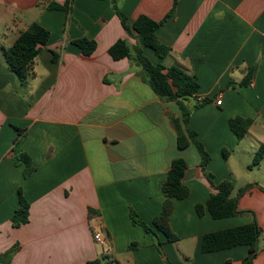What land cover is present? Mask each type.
I'll return each mask as SVG.
<instances>
[{"label":"crops","instance_id":"obj_1","mask_svg":"<svg viewBox=\"0 0 264 264\" xmlns=\"http://www.w3.org/2000/svg\"><path fill=\"white\" fill-rule=\"evenodd\" d=\"M116 1L130 24L140 15L161 21L175 2ZM51 2L67 0H0V253L19 247L10 264H243L249 246L202 253V238L255 220L262 233L253 264H264V157L251 167L264 146V0H178L157 32L171 47L164 65L181 67L200 86L188 105L207 100L193 112L190 127L211 156L207 171L215 183L235 186L241 213L223 219L196 213V204H206L216 191L195 145L178 147L177 101L160 98L136 65L109 54L119 39L135 43L112 2L73 0L70 13L48 9ZM33 22L50 39L23 84L2 48L12 47ZM84 37L97 43L90 56L74 44ZM144 53L158 63L153 49ZM236 117L253 120L241 139L229 125ZM18 153L30 157L29 175L15 162ZM176 159L188 165L183 182L190 194L174 200L170 224L179 241L158 231L163 257L130 213L152 225L163 211L162 186ZM21 194L30 205L29 221L16 228L11 219Z\"/></svg>","mask_w":264,"mask_h":264},{"label":"trees","instance_id":"obj_2","mask_svg":"<svg viewBox=\"0 0 264 264\" xmlns=\"http://www.w3.org/2000/svg\"><path fill=\"white\" fill-rule=\"evenodd\" d=\"M112 6L121 20V23L127 34L135 39V43L131 44L127 39H119L110 48L109 54L114 60L128 59L131 63L140 69L143 80L150 85L155 93L166 101H177L181 110V119H174L173 124L177 131V144L180 149H185L189 145L194 144L201 156L202 170L210 182L216 193L212 194L206 204L198 203L195 206L196 213L199 217H203L206 211L210 213L213 219H223L236 216L241 212L238 209V199L233 197L235 189L234 184L225 180L220 184L214 181V175L207 171L211 156L203 144L198 140L197 133L190 127V118L193 112L202 104L207 102L204 100L193 107L189 106L187 101L196 97L200 89L199 84L193 75H190L179 66H171L167 68L164 65L165 59L171 52V47L160 43L157 37L158 30L167 22L174 11L178 0H175L173 9L161 21H155L146 15H140L130 24V19L125 15L116 0H110ZM73 0H67L64 5L55 2L49 3L48 9L63 10L70 13ZM50 39V32L37 22L30 24L23 30L10 48H2L3 58L9 69L16 74L19 80L25 84L31 76L34 75V67L36 58ZM84 55L90 56L97 49V43L88 38H81L74 42ZM151 48L158 57V63L153 64L145 55L144 49ZM58 59V54L54 52V60ZM253 70H249L248 78L251 77ZM253 124L252 119H244L236 117L230 120L229 125L234 134L239 138H243ZM22 129L18 128V143L15 151L20 152L19 146L22 141ZM224 156H228V152L224 151ZM264 157V146L256 153L251 167L256 166ZM17 164H25V175H29L34 171V166L30 157L26 154L18 153L15 157ZM188 168L187 163L183 159L173 161L170 170L167 173V179L162 186L165 195V201L162 213L156 217L152 225L146 223L135 210H131L130 217L134 225L141 226L144 231L153 239L154 245L161 254L165 256L162 241L158 236V231L162 232L167 240L171 243L179 241V236L173 231L170 219L174 210V200L186 199L189 194V188L184 184L183 179ZM29 203L21 194L20 206L12 216V224L18 228L29 221ZM94 211L90 209V214ZM262 230L257 222L253 220L250 224L228 228L220 231L206 233L202 238V253H211L221 250L230 249L239 245L249 246V254L244 259L243 264H253L259 253V237ZM135 243L130 246L135 247ZM19 247L14 246L4 253H0V264H10L13 256ZM167 264L170 262L165 259ZM88 264H103L100 259L88 262Z\"/></svg>","mask_w":264,"mask_h":264},{"label":"built area","instance_id":"obj_3","mask_svg":"<svg viewBox=\"0 0 264 264\" xmlns=\"http://www.w3.org/2000/svg\"><path fill=\"white\" fill-rule=\"evenodd\" d=\"M217 104L218 105H221L222 104V101L221 100H218L217 101ZM95 240L97 242H99L100 244H105V240L102 238V235L101 233H96L95 236H94Z\"/></svg>","mask_w":264,"mask_h":264},{"label":"rangeland","instance_id":"obj_4","mask_svg":"<svg viewBox=\"0 0 264 264\" xmlns=\"http://www.w3.org/2000/svg\"><path fill=\"white\" fill-rule=\"evenodd\" d=\"M164 64H165V63H164ZM255 172H256V171H255ZM254 174H257V173H253V175H254ZM262 176H263V175H262Z\"/></svg>","mask_w":264,"mask_h":264}]
</instances>
